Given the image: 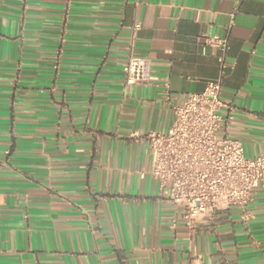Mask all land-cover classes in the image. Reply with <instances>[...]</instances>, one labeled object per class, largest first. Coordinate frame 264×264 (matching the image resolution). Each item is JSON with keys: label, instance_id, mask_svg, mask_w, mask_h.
<instances>
[{"label": "crops", "instance_id": "0c3cea01", "mask_svg": "<svg viewBox=\"0 0 264 264\" xmlns=\"http://www.w3.org/2000/svg\"><path fill=\"white\" fill-rule=\"evenodd\" d=\"M207 34L219 135L264 154V0H0V264H264V183L189 230L149 172L145 136L220 74Z\"/></svg>", "mask_w": 264, "mask_h": 264}, {"label": "built area", "instance_id": "2783aa9c", "mask_svg": "<svg viewBox=\"0 0 264 264\" xmlns=\"http://www.w3.org/2000/svg\"><path fill=\"white\" fill-rule=\"evenodd\" d=\"M203 36L220 52V74L201 92L172 107L173 123L166 132L145 136L151 155L149 172L157 182L158 195L181 206L180 216L189 230L230 208L240 209L246 217L254 188L264 183V154L246 158L239 140L219 135L231 118L222 113L231 106L220 97L228 41L218 35ZM122 70L125 85L150 79L144 57L131 56Z\"/></svg>", "mask_w": 264, "mask_h": 264}]
</instances>
